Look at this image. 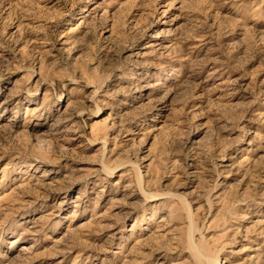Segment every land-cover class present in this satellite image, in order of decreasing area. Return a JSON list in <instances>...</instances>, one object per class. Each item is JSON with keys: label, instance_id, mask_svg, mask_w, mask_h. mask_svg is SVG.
I'll return each mask as SVG.
<instances>
[{"label": "rangeland", "instance_id": "rangeland-1", "mask_svg": "<svg viewBox=\"0 0 264 264\" xmlns=\"http://www.w3.org/2000/svg\"><path fill=\"white\" fill-rule=\"evenodd\" d=\"M264 264V0H0V264Z\"/></svg>", "mask_w": 264, "mask_h": 264}, {"label": "bare ground", "instance_id": "bare-ground-1", "mask_svg": "<svg viewBox=\"0 0 264 264\" xmlns=\"http://www.w3.org/2000/svg\"><path fill=\"white\" fill-rule=\"evenodd\" d=\"M213 264H218V260L214 259Z\"/></svg>", "mask_w": 264, "mask_h": 264}]
</instances>
